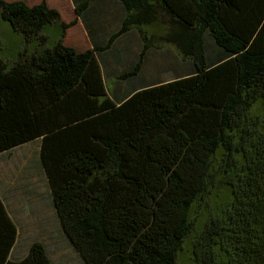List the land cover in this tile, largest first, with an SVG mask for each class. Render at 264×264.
I'll use <instances>...</instances> for the list:
<instances>
[{
    "label": "trees",
    "instance_id": "obj_1",
    "mask_svg": "<svg viewBox=\"0 0 264 264\" xmlns=\"http://www.w3.org/2000/svg\"><path fill=\"white\" fill-rule=\"evenodd\" d=\"M72 1L92 29L82 51L63 43L72 22L45 1L0 0L23 41L0 56V154L38 143L54 216L83 264H180L199 206L195 264H264V0H114L122 18L102 42L95 0ZM129 31L141 50L116 79L168 43L192 72L114 99L103 70L117 68L113 43ZM17 237L0 198V264H52L39 241L14 255Z\"/></svg>",
    "mask_w": 264,
    "mask_h": 264
},
{
    "label": "rangeland",
    "instance_id": "obj_2",
    "mask_svg": "<svg viewBox=\"0 0 264 264\" xmlns=\"http://www.w3.org/2000/svg\"><path fill=\"white\" fill-rule=\"evenodd\" d=\"M21 1L28 6L45 1L49 8L58 11L62 21L72 22L65 31V45L73 47L77 51L89 48V41L84 36L80 21L74 19L72 6L65 7L63 2H60L61 5H59L57 0ZM130 45L133 47V51L138 47L134 43ZM21 46H23V41L20 35L14 32L9 23L0 17V56L4 60L10 61L17 56ZM210 50L212 47L208 46L207 51ZM177 51L176 47L169 43L160 46V48L149 49L145 54L140 72L128 80H118L116 75L132 64L135 54L124 53L120 55V58L117 57V68L111 64L104 67L106 90L111 97L117 99L125 95L130 88H139L155 82H165L192 72L191 61L188 58H182ZM120 52L119 50L115 53L116 56ZM117 95L119 97H116ZM47 191L44 176L38 164L37 142L27 143L0 154V196L18 230V237L12 253L17 256L25 255L30 244L39 241L45 244L46 252L52 264H83L76 250L60 232ZM200 210L199 206L195 213L197 220L195 232L188 234L182 242L178 255L180 264H195L191 240L193 241L194 235H197L199 231V223L202 220V216L199 215Z\"/></svg>",
    "mask_w": 264,
    "mask_h": 264
},
{
    "label": "crops",
    "instance_id": "obj_3",
    "mask_svg": "<svg viewBox=\"0 0 264 264\" xmlns=\"http://www.w3.org/2000/svg\"><path fill=\"white\" fill-rule=\"evenodd\" d=\"M58 4L61 5L60 2H63V5L65 7L72 6L74 19L76 18L78 21H80L84 36L89 41V47L91 46V36H89L88 30H91L90 28H87V26L84 25L83 21L80 19V17L77 18L73 1L72 0H57ZM56 8V7H55ZM87 12H89L87 10ZM122 18V7L114 0H95L91 4L90 12H89V20L93 24V27H96L93 31V37L98 41H104L108 38V36L111 34L112 31L116 30L120 24ZM76 20V21H77ZM64 22V21H63ZM68 28V27H67ZM66 28V30H67ZM64 43V38H63ZM134 43L135 45H138L137 49L133 51V47L130 45ZM65 44V43H64ZM114 50L118 52L121 51L119 54H117V57L124 53H134V57L138 54V52L141 50L140 41L138 39V35L135 31H129L125 34H122L119 36L113 43ZM105 75V69L103 70ZM41 169V167H40ZM42 171V169H41ZM43 173V172H42ZM44 176V175H43ZM45 181V178H44ZM46 183V182H45ZM47 186V185H46ZM48 190V187H47ZM48 198L50 199L49 190L47 191ZM2 199V197L0 196ZM3 201V199H2ZM4 203V201H3ZM5 205V203H4ZM51 206V205H50ZM6 207V206H5ZM52 209V207H51ZM7 210V209H6ZM53 212V210H52ZM10 215V214H9ZM54 215V213H53ZM12 218V217H11ZM13 219V218H12ZM18 233V230H17Z\"/></svg>",
    "mask_w": 264,
    "mask_h": 264
}]
</instances>
